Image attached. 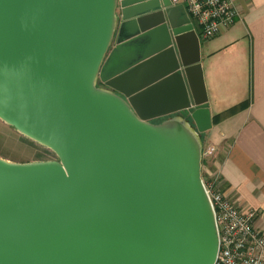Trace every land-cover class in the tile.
I'll list each match as a JSON object with an SVG mask.
<instances>
[{
  "label": "water",
  "instance_id": "1",
  "mask_svg": "<svg viewBox=\"0 0 264 264\" xmlns=\"http://www.w3.org/2000/svg\"><path fill=\"white\" fill-rule=\"evenodd\" d=\"M179 9L0 0V120L58 157L0 158V264L215 263L201 181L210 118L198 39L185 16L173 22ZM140 32L156 49L103 77L114 40ZM168 90L175 109L165 114L174 115L153 123L150 103Z\"/></svg>",
  "mask_w": 264,
  "mask_h": 264
},
{
  "label": "crops",
  "instance_id": "2",
  "mask_svg": "<svg viewBox=\"0 0 264 264\" xmlns=\"http://www.w3.org/2000/svg\"><path fill=\"white\" fill-rule=\"evenodd\" d=\"M231 1L238 13L236 21L211 39L199 36V28L183 4L176 5L183 12L174 11L173 22H182L185 16L198 39L210 118L209 129L200 134L202 154H210V164L203 172L218 175L217 185L238 208L255 210V226L264 232V0ZM165 22L170 31L168 20ZM153 39L147 41L140 32L120 42L114 40L103 77L111 79L147 59L158 45ZM158 67L151 68L150 75L158 73ZM98 83L105 87L99 79ZM171 94L168 90L154 95L150 113L158 116L151 119L153 123L174 115L165 114L175 109ZM245 101L248 105L242 110L213 121L216 115Z\"/></svg>",
  "mask_w": 264,
  "mask_h": 264
},
{
  "label": "built area",
  "instance_id": "3",
  "mask_svg": "<svg viewBox=\"0 0 264 264\" xmlns=\"http://www.w3.org/2000/svg\"><path fill=\"white\" fill-rule=\"evenodd\" d=\"M171 5H185L191 20L205 40L234 24L238 13L231 0H169ZM210 161V154H202ZM203 188L209 200L218 237L214 264H264V232L255 226L257 212L238 208L217 185L218 175L204 173Z\"/></svg>",
  "mask_w": 264,
  "mask_h": 264
},
{
  "label": "rangeland",
  "instance_id": "4",
  "mask_svg": "<svg viewBox=\"0 0 264 264\" xmlns=\"http://www.w3.org/2000/svg\"><path fill=\"white\" fill-rule=\"evenodd\" d=\"M0 158L12 163L58 161L57 155L52 150L23 136L1 120ZM209 164L210 161L203 164L202 160V178H204L203 168Z\"/></svg>",
  "mask_w": 264,
  "mask_h": 264
},
{
  "label": "trees",
  "instance_id": "5",
  "mask_svg": "<svg viewBox=\"0 0 264 264\" xmlns=\"http://www.w3.org/2000/svg\"><path fill=\"white\" fill-rule=\"evenodd\" d=\"M247 105H248V101H245V102H243V103H241V104H238V105H236V106H233V107H231V108H229V109L223 111L222 113L216 115V116L213 118V121H214V122H217V121H219V120H221V119H223V118H225V117H227V116H230V115L236 113L237 111L242 110V109L245 108ZM205 163H206V162L203 161V164H205Z\"/></svg>",
  "mask_w": 264,
  "mask_h": 264
}]
</instances>
